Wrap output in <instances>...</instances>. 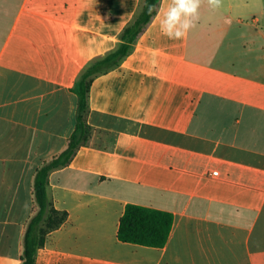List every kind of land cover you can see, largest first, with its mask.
I'll list each match as a JSON object with an SVG mask.
<instances>
[{"label": "crops", "instance_id": "crops-1", "mask_svg": "<svg viewBox=\"0 0 264 264\" xmlns=\"http://www.w3.org/2000/svg\"><path fill=\"white\" fill-rule=\"evenodd\" d=\"M168 3L92 77L91 136L47 181L67 219L35 264H264V0L205 4L179 41L153 23ZM143 5L0 0V264L22 263L35 173L76 129L75 84ZM128 204L173 216L165 246L118 238Z\"/></svg>", "mask_w": 264, "mask_h": 264}, {"label": "trees", "instance_id": "trees-1", "mask_svg": "<svg viewBox=\"0 0 264 264\" xmlns=\"http://www.w3.org/2000/svg\"><path fill=\"white\" fill-rule=\"evenodd\" d=\"M159 1L144 0L141 13L123 34L124 43L116 52L88 67L75 84L73 91L79 99L76 129L67 149L57 158L45 162L35 173L33 181L35 210L26 223L22 239L21 264H35L36 254L44 247L47 234L59 228L67 219V213L56 210L49 199L47 181L49 173L68 164L76 150L86 144L91 136V127L87 124L86 114L89 108L88 93L92 77L108 66L116 65L128 52L129 44L137 38L155 15ZM151 6H155V10L149 14ZM172 224L173 216L168 212L128 204L120 220L118 238L127 243L161 248L168 241Z\"/></svg>", "mask_w": 264, "mask_h": 264}, {"label": "clouds", "instance_id": "clouds-1", "mask_svg": "<svg viewBox=\"0 0 264 264\" xmlns=\"http://www.w3.org/2000/svg\"><path fill=\"white\" fill-rule=\"evenodd\" d=\"M205 4L211 11H217L223 7V0H169L167 8L157 12L153 23L159 22L160 32L168 39L182 40L196 27ZM154 10L155 6H151L149 14Z\"/></svg>", "mask_w": 264, "mask_h": 264}, {"label": "built area", "instance_id": "built-area-1", "mask_svg": "<svg viewBox=\"0 0 264 264\" xmlns=\"http://www.w3.org/2000/svg\"><path fill=\"white\" fill-rule=\"evenodd\" d=\"M214 174L217 175V172H215Z\"/></svg>", "mask_w": 264, "mask_h": 264}]
</instances>
